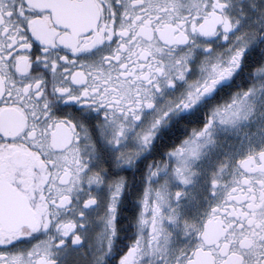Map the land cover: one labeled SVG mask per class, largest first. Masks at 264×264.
Masks as SVG:
<instances>
[{
    "label": "snow or ice",
    "instance_id": "6c2138e0",
    "mask_svg": "<svg viewBox=\"0 0 264 264\" xmlns=\"http://www.w3.org/2000/svg\"><path fill=\"white\" fill-rule=\"evenodd\" d=\"M0 264H264V0H0Z\"/></svg>",
    "mask_w": 264,
    "mask_h": 264
}]
</instances>
